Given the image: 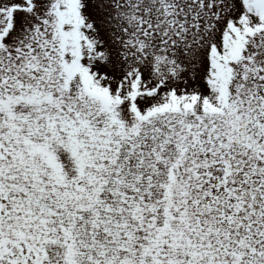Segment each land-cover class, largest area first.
Returning <instances> with one entry per match:
<instances>
[{
	"label": "snow or ice",
	"instance_id": "6c2138e0",
	"mask_svg": "<svg viewBox=\"0 0 264 264\" xmlns=\"http://www.w3.org/2000/svg\"><path fill=\"white\" fill-rule=\"evenodd\" d=\"M0 264H264V0H0Z\"/></svg>",
	"mask_w": 264,
	"mask_h": 264
}]
</instances>
